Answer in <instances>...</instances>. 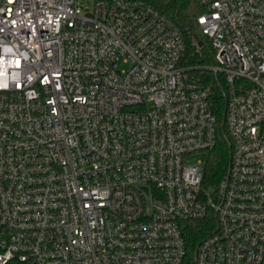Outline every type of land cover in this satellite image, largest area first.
I'll return each mask as SVG.
<instances>
[{
	"label": "built area",
	"instance_id": "1",
	"mask_svg": "<svg viewBox=\"0 0 264 264\" xmlns=\"http://www.w3.org/2000/svg\"><path fill=\"white\" fill-rule=\"evenodd\" d=\"M198 1L221 112L144 0H0V264H264V0Z\"/></svg>",
	"mask_w": 264,
	"mask_h": 264
},
{
	"label": "trees",
	"instance_id": "2",
	"mask_svg": "<svg viewBox=\"0 0 264 264\" xmlns=\"http://www.w3.org/2000/svg\"><path fill=\"white\" fill-rule=\"evenodd\" d=\"M153 5L162 13L169 16L184 32L187 50L183 59V65L190 68L193 78L202 81L210 89L211 100L216 109L221 112L224 102L221 97V89L213 76L207 71V67L215 64V55L209 39L200 31L197 18L203 13V7L198 0H144ZM203 42L198 50L195 46ZM228 152L223 146L213 151L208 160V178L212 183L216 182L227 163ZM201 227V226H200ZM202 232L199 226L189 229V237L197 241Z\"/></svg>",
	"mask_w": 264,
	"mask_h": 264
},
{
	"label": "rangeland",
	"instance_id": "3",
	"mask_svg": "<svg viewBox=\"0 0 264 264\" xmlns=\"http://www.w3.org/2000/svg\"><path fill=\"white\" fill-rule=\"evenodd\" d=\"M197 159H203L206 161V159L208 158V156L206 154H199L197 156H195Z\"/></svg>",
	"mask_w": 264,
	"mask_h": 264
},
{
	"label": "water",
	"instance_id": "4",
	"mask_svg": "<svg viewBox=\"0 0 264 264\" xmlns=\"http://www.w3.org/2000/svg\"><path fill=\"white\" fill-rule=\"evenodd\" d=\"M203 46V42H199L196 46L195 49L198 50L199 48H201Z\"/></svg>",
	"mask_w": 264,
	"mask_h": 264
}]
</instances>
